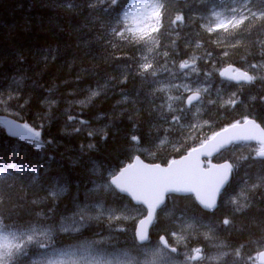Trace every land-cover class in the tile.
Instances as JSON below:
<instances>
[{"label":"trees","instance_id":"trees-1","mask_svg":"<svg viewBox=\"0 0 264 264\" xmlns=\"http://www.w3.org/2000/svg\"><path fill=\"white\" fill-rule=\"evenodd\" d=\"M132 1L121 0L120 7L128 9ZM219 2L161 0L159 30L152 36L141 35L128 17L119 25L125 29L124 39L112 32L119 13L109 0H0V98L12 107V117L41 133L36 149L7 137L0 127V163L19 168L9 169L0 179V219L9 229H48L71 216L78 222L80 216L69 206L80 199L84 201L80 206L97 202L125 214L132 208L127 199L114 191L103 195L99 189L107 181L106 173L118 171L135 149L148 151L152 162L164 165L197 142L198 137L191 138L196 132L192 121L181 116L180 124H174L160 106L165 102L160 89L176 76L174 65L202 57V69L207 71L217 61V67L223 62L241 67L264 61V20L245 21L233 31L203 28L208 7ZM251 6L264 9V0H253ZM177 15H183V21L173 23ZM211 50L214 54L207 55ZM145 63L152 68L142 73L140 65ZM263 75L264 70L258 80L233 86L231 92L222 88L220 97L235 92L237 102L226 110L214 106L209 116L212 124L222 127L251 116L264 127ZM93 92L98 94L92 96ZM133 135L138 143L132 141ZM55 158L59 163L52 174L42 170ZM254 167L264 174V161H255ZM256 172L244 174L241 187L248 198L237 196L232 179L225 190L237 201L231 208L220 198L216 209L207 214L190 198L178 197L170 201L171 211L189 213L194 221L205 223V233L215 235L211 229L216 224L221 229L217 236L228 247H255L264 242V198L258 190L256 194L247 190ZM240 175L241 170L236 179ZM93 183L96 194L84 195L81 189L90 193L93 187L87 186ZM54 190L58 200L51 194ZM225 218L230 223L222 226ZM133 223L100 218L77 233L55 239L64 245L107 239L99 243L106 254L123 248L134 252ZM95 224L100 228L96 230ZM159 231L160 226H155L150 238L156 239Z\"/></svg>","mask_w":264,"mask_h":264},{"label":"snow or ice","instance_id":"snow-or-ice-1","mask_svg":"<svg viewBox=\"0 0 264 264\" xmlns=\"http://www.w3.org/2000/svg\"><path fill=\"white\" fill-rule=\"evenodd\" d=\"M109 3L111 6H116L119 13L116 19V26L112 27V32L116 36L126 39L124 35L125 29L120 28L119 25L123 21L127 20L130 15V10L120 7L121 0H109ZM252 3L253 0H220L219 4H211L208 7V11L210 13V17L218 21L215 27L222 28L227 31L229 26L237 28L244 24L245 21L251 22L252 19L264 20V10H254L251 6ZM134 7L137 9H143L145 12L155 10L157 15H159L160 10L164 8V4L160 3L159 0H156L155 3H142L137 4ZM176 21L182 22L183 15H177ZM173 23H175V21ZM213 30V28H208L209 32ZM129 31L131 30L129 29ZM140 39H144V37L141 36ZM165 55H167V53H165ZM224 55L226 56L228 53L225 52ZM195 59L196 58H193L191 62L188 60L181 62L179 65L180 70L191 68V71L198 72V69L194 66ZM140 67L143 73L152 68V65L150 63H145L140 65ZM253 67H256V65H253ZM232 72L235 74H230ZM156 74V71L151 73L154 77ZM184 75L186 76L187 73ZM205 75L209 74L206 73ZM219 75L237 83H240L241 81L251 83L255 79V77L250 75L247 71H240L239 69H232L231 67L220 71ZM173 87H176L177 89L183 88L184 92L190 93L186 97V104L188 106H192L195 101H200L203 92L207 91V89H201L199 87L193 90L189 84L186 83L173 85ZM160 90L165 91L163 88ZM97 94V92H93L92 96H96ZM233 95H235V93H233ZM174 99L180 100L181 97H173L171 95L168 96L169 101ZM226 103L235 105L236 100L229 99ZM168 108L170 111L175 110L173 109V105L171 103L168 104ZM179 111L183 113L185 109L180 107ZM171 120L174 124H180L181 116L173 115ZM191 127L196 128L197 125H192ZM238 128L240 131L233 132L231 139L258 140L261 144V148L256 151L255 156L256 158L264 160V130H261L260 126L254 120L245 117L242 125L239 121H237L229 127L224 128L221 132H216L212 137L205 139L201 143L200 148H193L188 157L184 158V161L174 160L167 168H161L159 165L149 166L141 164L140 161L137 160L136 165H129L128 168L121 170L119 174L111 175L105 184L101 185L102 189L106 188L109 191L127 193L133 200L147 206V216L145 219L140 221V227L137 228L135 233V239L140 245H144L145 242L148 241L149 236L145 225L152 222L156 208L164 202L165 195L168 193L179 194L194 192L197 200L204 209L212 210L215 208L216 193L219 192L221 186H223L224 182L227 180L228 173L232 170V165L225 163L223 165L214 166L222 171L210 176L203 173L199 169L198 164L184 166V162L188 161L189 157H191L193 153H200L202 150L216 147V145H213V141H215L218 137H223L225 133H229ZM12 135L25 139L37 148L40 147V131L34 130L26 124L22 127L15 128ZM131 139L133 142H139L138 137L135 135H133ZM164 142L165 141H161V144ZM245 159H247V157ZM11 168H15V165L8 164L7 166H0V179H3L4 176L9 173V169ZM253 187H256V185ZM51 194L56 196L57 191L54 190ZM236 202L237 201L233 199L232 203L235 204ZM229 223V219L225 218L223 220L224 225H228ZM172 235L177 239V242L183 239L182 236H178L175 232H173ZM50 240V229L40 230L29 226L23 231L18 229L13 230L9 229V227L5 225L4 221L0 219V264H29V261L32 260L28 252L29 246L36 245L40 249H49L51 247L49 243ZM160 245H162V248H159L158 246L159 251L154 253V256L158 258L162 255H166L164 250H168L173 253L177 251L175 247H171L169 245V242L164 235L160 237ZM193 251L196 255L190 258H198L201 250L196 248ZM236 254H240L239 250H237ZM40 255L42 259L39 261L32 260V264H54V261L51 259L44 258L47 257V253H41ZM64 255H75V253L65 252ZM259 255L264 258V252L259 253ZM83 264H133V261L131 258L116 260L113 262L100 261L98 259H89L85 257ZM153 264H157V261H153Z\"/></svg>","mask_w":264,"mask_h":264},{"label":"rangeland","instance_id":"rangeland-1","mask_svg":"<svg viewBox=\"0 0 264 264\" xmlns=\"http://www.w3.org/2000/svg\"><path fill=\"white\" fill-rule=\"evenodd\" d=\"M156 0H134V2L131 4L129 10H130V16L132 17V19L134 20V25L136 27L142 26L145 28H149V30H151V28H153L154 26H156L157 24V19H158V15L156 13L155 10H150L145 12L143 9H137L136 7H134L137 4H142V3H155ZM134 13V14H133ZM208 28H213V31H220V30H224L222 28H216V24L218 23L217 20L212 19L210 17V13L208 14V16L205 19ZM231 26H229L230 28ZM193 58H189L188 61L191 62ZM185 61V60H183ZM181 61V62H183ZM204 59L202 57H199L197 59H195V67L198 69V72H193L191 71V68L189 69H184V70H180L179 65L181 62L177 63L174 65V67L172 68V70L174 72H177V74H180V79L179 82H174V78L167 83L165 86H162L161 89H165L167 97L169 95L176 97V96H180L181 99L180 100H172L170 101L173 105V109H175L172 112H176L177 109H180V107H184V100L186 98V96L189 94V92H184L183 88L177 89L176 87H173V85H178L181 83H186L189 84V86L195 90L197 87L201 88V89H206V86H203V83H212V78H211V73L205 72L203 75L204 70L202 69V64L204 63ZM264 61L261 62H250V67L251 68H259L260 66H263ZM253 65H256V67H253ZM187 73V75L185 76L184 74ZM209 74V75H205V74ZM256 76H258V73H256ZM216 82H213L211 84V88L215 90L216 92H219V88L221 87L220 84L218 83V87L217 88H213V84ZM6 89H10L8 88V85L5 84ZM205 92H203L204 94ZM230 98V96H228ZM234 97V96H232ZM202 101H200L199 103L191 106V110L190 113L192 115H203V116H207V114H210V106L212 105V101L208 98L204 99L203 104H201ZM202 105V106H200ZM227 105V103H226ZM229 105V104H228ZM166 111L171 112L168 108V105L166 106ZM0 114L3 115H10V116H14L12 113H10L7 110H4V104L0 103ZM205 117L201 118V119H197L195 122L197 124L196 130H199L201 124H199L200 121H204ZM36 147V146H35ZM240 147H244L245 151L242 150H237L233 153H231L229 156H227L229 158L230 161L231 157H234L235 159L243 162L246 160H250V161H254L255 158V154L256 151H258L261 147L259 146H249V145H242ZM37 148V147H36ZM134 155H141L143 156L145 159H148L149 161L152 160V155L150 153H147L144 149H135V154ZM133 155V156H134ZM247 157V159H245ZM227 160L224 156H222L221 158L217 159L216 161L219 160ZM115 174V172H107V179L111 176ZM262 177H258L256 179H254L250 184H248V191L249 192H257L258 187H259V180L262 179ZM104 185V184H103ZM242 184H240L239 186H237V196L239 194L245 196L248 198V193L245 192V190H242ZM254 185H256V187H253ZM99 189L101 190L102 194L105 195L109 192V190H107L106 188H101V186L99 187ZM263 189V190H262ZM262 190V192H261ZM260 192V194H258L259 196H261L262 198H264V183L262 184V188H260L258 190ZM225 204H228V201H225ZM75 206H79V204L75 205ZM80 211L77 212L75 211L74 214H76L78 217L79 221H75L74 216H71L69 218H63L60 223L58 224L59 226H57V230H62L65 233H76L81 231L82 229H84L87 225H89L90 223H95L98 222L100 220V218H105L106 220L113 222V221H123L125 223H131L132 221L136 222L137 219L139 217H141V215L143 214V210L140 208H135L132 207L129 209L128 212H126L125 214H117L112 210H108L106 208H102L101 207V203H89L83 206H79ZM233 211H235V207L232 208ZM84 219H86V222H84ZM189 220V219H188ZM188 220H183L185 221L183 223V226H181L182 230H186L187 231V243H190L191 241L197 242V241H202L204 239H209L212 238L209 235H204L205 231L204 228H208L207 225L203 224L200 220L194 221L192 219H190V221ZM188 222H190V225L187 227L185 226ZM175 222H173L172 224H174ZM94 228L97 230L100 228V224H95ZM212 232L216 235V238L219 239V242H213V241H209L207 240L206 243V247L208 249V255H207V262H210L211 264H254L253 261L255 259V254L256 251L259 249L262 250L264 249V246L258 249H254L251 253H250V258L249 259H241L240 256H238L235 252H230L227 251V246L226 243L224 241H222L218 236L221 235V231L219 230L218 226H216L215 228L211 229ZM186 234H181L179 236H182L183 239L180 240L179 242L183 241L185 238ZM218 235V236H217ZM176 239V238H175ZM105 240L107 239H103L101 241H94V242H90V243H81V244H72V246H67V247H61V248H56V249H49L46 251L47 253V257H44L46 259H51L52 261H54V264H83V260L85 257L89 258V259H98L100 261H116V260H124L127 258H131L133 261V264H153V261H157V264H184L183 262H181V259L178 258H174V256L166 253V255H162L161 257H156L154 256V253H156L157 251H159L158 245L155 242H151V243H147L143 246H141L140 248L137 247L136 248V253H133V255L128 254L129 252H131L132 249L130 248H123L121 250H117L116 252L113 253H109V254H102V253H98L96 252V248L97 246H99V243L105 244ZM78 245V246H77ZM223 249L224 250V255H220L219 252H215V249ZM65 252H71V253H75V255H69V256H65L64 253ZM127 254V255H125ZM195 254V253H194ZM193 256V253H191L190 255H188L186 257L187 260H189V264H194L193 263V259H191L190 257ZM221 257V258H220ZM42 258L36 260L39 261Z\"/></svg>","mask_w":264,"mask_h":264},{"label":"water","instance_id":"water-1","mask_svg":"<svg viewBox=\"0 0 264 264\" xmlns=\"http://www.w3.org/2000/svg\"><path fill=\"white\" fill-rule=\"evenodd\" d=\"M227 68H229V67H227ZM227 68H226V69H227ZM231 68L234 69V67H231ZM230 74L234 75L235 73L232 72V73H230ZM234 82H235V81H234ZM241 82H243V81H241ZM0 123H1V125H2L3 127H5V129H6V133H7L10 137L21 138V137H18V136H14V135H12V132H13V130H14L15 128L22 127L23 125L17 123L16 121H14V120H12V119H10V118H5V117L0 118ZM239 131H240V129L238 128V129L232 130V131L229 132V133H225V134L223 135V137H218L215 141L212 142L213 145H216V147H214V148H208V149H206V150H202L200 153H193V155H192L191 157H189L188 161H185V162H184V166L193 165V164H198L199 169H200L203 173L208 174V175H210V176H211V175H215V174L221 172V171H222L221 169H218V168H216V167H214V166H210V168L207 169V170H202V162H201V160H202L203 158H209V157H212V156L216 155V154L219 153L221 150H223V149H225L226 147H228L229 144H230L231 142H247V141H249V142H253V143H258V144H260L259 141L256 140V139H253V140H232V139H231V136H232L233 132H239ZM227 141H230V142H227ZM220 145H223V146H220ZM190 152H192V151H190ZM190 152H189V153H190ZM188 155H189V154H188ZM188 155H187V156H184V157H182V158H180V159H178V160H175V161H184V158H185V157H188ZM137 160H139L141 164H145L144 162H142V161L140 160V158L135 157V158L133 159L131 165H136ZM145 165H148V164H145ZM128 166H129V165H126L124 168L120 169L119 172H120L121 170L125 169V168H128ZM149 166H151V165H149ZM167 167H168V166H167ZM167 167H161V168H167ZM213 167H214V168H213ZM119 172H118V174H119ZM229 173H230V172H229ZM229 173H228L227 180H228V178H229ZM227 180L224 182V184L227 182ZM224 184H223V186H221V188L224 187ZM221 188H220V189H221ZM118 192H119V191H118ZM119 193H120V192H119ZM121 194L124 195V196H126V197H128V198H129V199H130L135 205H141V206H143V207L147 210V213H148V208H147L146 205H144V204H142V203H138L137 201L133 200V199H132L127 193H121ZM189 194H193V195H194V197H195V201H196V203L198 204V206H199L201 209H203V210H207V209H204L203 206L199 203V201H198L197 198H196V194H195L194 192H189V193H179V194H176V193H168V194H166V195H189ZM202 194H203V193H202ZM217 194H218V192L216 193V197H215L216 200H217ZM166 195H165V196H166ZM160 205H161V204H160ZM160 205H159V206H160ZM159 206L156 208L155 212L157 211V209L159 208ZM212 210H213V209H212ZM212 210H207V211H212ZM147 213H146V216H147ZM154 214H155V213H154ZM146 216H145V217H146ZM145 217L142 218L141 220L145 219ZM153 218H154V217H153ZM141 220H140V221H141ZM140 221H139V222L136 224V226H135V233H136L137 228L140 227ZM151 224H152V222H151L150 224L145 225V227L147 228V231L149 230ZM137 243H139V242L137 241ZM257 262H258V264H264V258L260 257L259 254H258Z\"/></svg>","mask_w":264,"mask_h":264},{"label":"bare ground","instance_id":"bare-ground-1","mask_svg":"<svg viewBox=\"0 0 264 264\" xmlns=\"http://www.w3.org/2000/svg\"><path fill=\"white\" fill-rule=\"evenodd\" d=\"M224 46H231V45H228L227 43L224 45ZM212 52H210V51H206V54L207 55H211V54H214L213 53V50H211ZM224 52H228L227 50H225L224 49ZM220 57H222V55L220 56ZM264 76V75H263ZM218 87V82H216V83H214L213 84V88H217ZM0 103L2 104H4V110H7V111H9L10 113H12L13 115H15L14 114V111H13V109H12V107L7 103V101H5V100H3V99H1L0 98ZM3 114H0V116H2ZM46 148H48L47 146H45L44 148H43V150L44 149H46ZM49 150H51V149H49ZM48 155H49V152H48ZM56 159V158H55ZM61 161V160H60ZM58 163H59V160L58 159H56V160H54V161H52V163L50 164V166H47V165H43L42 166V170H49L51 173L50 174H52L53 172V169H55L57 166H58ZM65 170H67V169H65ZM66 174V173H65ZM89 186H92L93 187V191L92 192H87L86 190H85V188H83V189H81L82 191H84L85 192V194L84 195H95L96 194V189H95V183H93V184H91V185H88L87 187H89ZM28 194V193H27ZM81 196L83 197V194H81ZM57 200L59 199L57 196L55 197ZM84 203V201L82 200V199H80L79 200V206L81 205V204H83ZM79 206H74V207H72V206H69V209L71 210V211H77V210H80L79 209ZM56 209V208H55ZM59 210H62L63 211V208H59ZM54 211H57V210H54ZM64 212V211H63ZM61 213V212H60ZM184 216H185V218L187 219V217H188V219H189V221H190V219H192L191 218V215H187L186 216V214H179V215H177V217H176V220H175V222H177V223H182L183 222V219H184ZM192 220H194V219H192ZM83 241V240H82ZM87 242V241H86ZM87 244V243H86ZM78 246V245H77ZM217 250H219V252L221 251V248L220 249H217Z\"/></svg>","mask_w":264,"mask_h":264},{"label":"flooded vegetation","instance_id":"flooded-vegetation-1","mask_svg":"<svg viewBox=\"0 0 264 264\" xmlns=\"http://www.w3.org/2000/svg\"><path fill=\"white\" fill-rule=\"evenodd\" d=\"M165 215V213H160V217H163ZM173 217L171 216V221L170 222H167V225H173V221H172ZM162 226H164L165 224L164 223H161Z\"/></svg>","mask_w":264,"mask_h":264}]
</instances>
